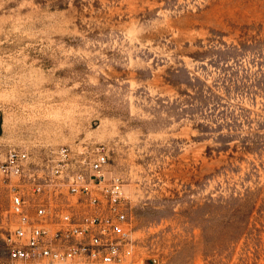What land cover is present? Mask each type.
Masks as SVG:
<instances>
[{
  "label": "rangeland",
  "instance_id": "rangeland-1",
  "mask_svg": "<svg viewBox=\"0 0 264 264\" xmlns=\"http://www.w3.org/2000/svg\"><path fill=\"white\" fill-rule=\"evenodd\" d=\"M81 142L124 181L130 263L264 264V0H0V164Z\"/></svg>",
  "mask_w": 264,
  "mask_h": 264
},
{
  "label": "built area",
  "instance_id": "built-area-1",
  "mask_svg": "<svg viewBox=\"0 0 264 264\" xmlns=\"http://www.w3.org/2000/svg\"><path fill=\"white\" fill-rule=\"evenodd\" d=\"M0 187L11 200L10 227L0 228L6 264H132L131 210L106 145L60 146L36 164L11 149Z\"/></svg>",
  "mask_w": 264,
  "mask_h": 264
}]
</instances>
